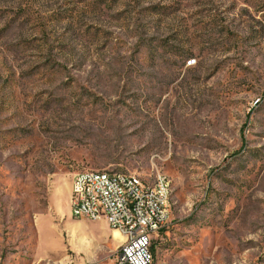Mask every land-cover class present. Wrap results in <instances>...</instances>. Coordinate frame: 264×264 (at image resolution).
Instances as JSON below:
<instances>
[{"label":"rangeland","instance_id":"rangeland-1","mask_svg":"<svg viewBox=\"0 0 264 264\" xmlns=\"http://www.w3.org/2000/svg\"><path fill=\"white\" fill-rule=\"evenodd\" d=\"M83 171L168 178L152 264H264V0H0V264H117Z\"/></svg>","mask_w":264,"mask_h":264},{"label":"built area","instance_id":"built-area-1","mask_svg":"<svg viewBox=\"0 0 264 264\" xmlns=\"http://www.w3.org/2000/svg\"><path fill=\"white\" fill-rule=\"evenodd\" d=\"M76 175L81 179V187L69 192L71 217L104 219L112 231L122 236L117 264H152L153 235L166 225L169 217L166 209L155 205V197L166 201L162 183H167L168 178L156 177L159 189L149 193L146 180L136 182L133 174L83 171ZM117 184H126V194L117 193ZM82 198H89V206H82ZM132 209H139V221H132Z\"/></svg>","mask_w":264,"mask_h":264},{"label":"bare ground","instance_id":"bare-ground-1","mask_svg":"<svg viewBox=\"0 0 264 264\" xmlns=\"http://www.w3.org/2000/svg\"><path fill=\"white\" fill-rule=\"evenodd\" d=\"M156 177H165V176L163 174L158 173L153 177L151 182H147V191L149 193H157V189H159V180H157ZM136 182H145V181L142 180L140 177L136 176ZM80 187H81V180L79 181L76 189H80ZM162 191L167 192L166 201H163L162 197H155V205L159 206V209H166V211H168L169 213L170 205H171V190L168 180L167 183H162ZM117 193L126 194V184H117ZM82 206H89V198H82ZM70 213L72 215V208H70ZM72 217L75 219H79V216H72ZM80 219L89 220V221L104 220V219L87 218V215H80ZM132 221H139V209H132ZM112 235L118 240V243L122 242L123 238L117 231H112Z\"/></svg>","mask_w":264,"mask_h":264},{"label":"crops","instance_id":"crops-1","mask_svg":"<svg viewBox=\"0 0 264 264\" xmlns=\"http://www.w3.org/2000/svg\"><path fill=\"white\" fill-rule=\"evenodd\" d=\"M76 188H77V186L74 188V190H75ZM74 190H73V191H74ZM117 241H118V240H117ZM150 250H152V248H150ZM151 253H152V252H151ZM152 255H153V254H152Z\"/></svg>","mask_w":264,"mask_h":264},{"label":"trees","instance_id":"trees-1","mask_svg":"<svg viewBox=\"0 0 264 264\" xmlns=\"http://www.w3.org/2000/svg\"><path fill=\"white\" fill-rule=\"evenodd\" d=\"M152 254H153V249L151 250Z\"/></svg>","mask_w":264,"mask_h":264}]
</instances>
